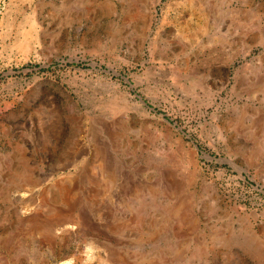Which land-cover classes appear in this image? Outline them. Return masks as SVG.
I'll list each match as a JSON object with an SVG mask.
<instances>
[{
	"label": "rangeland",
	"instance_id": "obj_1",
	"mask_svg": "<svg viewBox=\"0 0 264 264\" xmlns=\"http://www.w3.org/2000/svg\"><path fill=\"white\" fill-rule=\"evenodd\" d=\"M0 264H264V0H0Z\"/></svg>",
	"mask_w": 264,
	"mask_h": 264
}]
</instances>
